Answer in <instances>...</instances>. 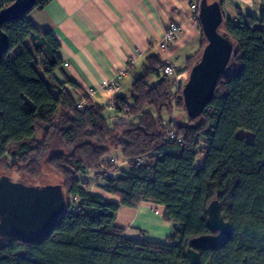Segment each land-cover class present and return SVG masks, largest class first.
Returning a JSON list of instances; mask_svg holds the SVG:
<instances>
[{
	"label": "trees",
	"instance_id": "1",
	"mask_svg": "<svg viewBox=\"0 0 264 264\" xmlns=\"http://www.w3.org/2000/svg\"><path fill=\"white\" fill-rule=\"evenodd\" d=\"M49 1L35 0L29 12ZM257 1L258 18L232 21L222 10L220 31L235 54L198 119L187 116L176 82L186 81L203 35L183 78L163 75L167 64L151 55L130 96L115 97L110 109L76 84L56 81L60 43L38 32L29 12L2 26L8 47L0 57V177L8 172L37 182L44 171L57 175L64 210L41 241L2 239L0 264H187L189 241L216 234L206 213L213 200L230 235L217 250L198 249L201 263L264 264V0ZM12 2L2 0L0 11ZM239 130L253 140L237 137ZM113 152L126 171L110 158ZM89 180L118 201L91 191ZM141 203L163 208V220L173 225L166 241L126 237L116 227L121 207Z\"/></svg>",
	"mask_w": 264,
	"mask_h": 264
},
{
	"label": "crops",
	"instance_id": "2",
	"mask_svg": "<svg viewBox=\"0 0 264 264\" xmlns=\"http://www.w3.org/2000/svg\"><path fill=\"white\" fill-rule=\"evenodd\" d=\"M197 3L198 0H51L41 10L29 12L27 18L38 32L51 33L60 43L62 66L54 73L56 81L67 87V82L74 83L88 96L94 90L90 98L107 106L117 96H130L132 83L142 74L151 55L174 68V79L183 78L187 59L198 52L202 41L200 26L192 19L190 9ZM249 9L260 13L261 7L257 0H224L222 7L224 19L232 21L238 15L247 16ZM170 22L182 30L161 53L156 45ZM122 71L125 74L119 90L101 88ZM115 225L126 237L160 243L173 230L172 223L163 220V208L146 203L135 209L121 207Z\"/></svg>",
	"mask_w": 264,
	"mask_h": 264
},
{
	"label": "water",
	"instance_id": "3",
	"mask_svg": "<svg viewBox=\"0 0 264 264\" xmlns=\"http://www.w3.org/2000/svg\"><path fill=\"white\" fill-rule=\"evenodd\" d=\"M35 0H13L0 11V57L8 47L2 26L27 14ZM197 21L205 46L191 66L181 87L183 108L188 117L198 119L214 97L217 80L230 68L235 46L220 30L223 14L219 2L200 0ZM64 210V193L60 185H33L8 176L0 177V239L35 243L46 238ZM208 227L215 235L189 241L187 264H202L198 249L217 250L229 238L230 225L224 221L218 201L206 209Z\"/></svg>",
	"mask_w": 264,
	"mask_h": 264
},
{
	"label": "rangeland",
	"instance_id": "4",
	"mask_svg": "<svg viewBox=\"0 0 264 264\" xmlns=\"http://www.w3.org/2000/svg\"><path fill=\"white\" fill-rule=\"evenodd\" d=\"M249 11H250L249 14H248L249 16L258 18L259 15H260L259 12H256V11H253V10H250V9H249ZM39 74H40V76L43 79L45 78L41 71L39 72ZM184 83H182V86H183ZM173 103H175L174 100H173ZM106 113L108 115H112V113L109 110H106ZM174 115L175 116H182L183 113L181 111L174 110ZM162 118H163V120L165 122L169 121V116L165 112L162 113ZM183 119H184V116H183ZM124 120H128V119H124ZM236 135L239 138H244L247 142H251L253 140V134L248 132V131L239 130ZM110 158H112L114 163L118 164L119 171H124L125 170V167L123 165V161H122V158H121L119 152H113L112 155L110 156ZM2 175L9 176L13 180H20V181H23V182L26 181L27 183L29 182L30 184H35V185H39V186H42V185H59V183L61 182L60 177H58L57 175H55L53 173H50L48 171H44L42 173L41 178L39 180H37V182L30 181V180L24 178L23 176L16 175L14 173L2 172ZM94 183H95L94 181L89 180V184H90L89 187H90L91 191H97L98 194L99 193L102 194L104 197L110 199L111 201H116V202L118 201V199H116L115 197H112L110 195L106 196V195H104L105 193L103 194L100 191L98 192V190H96L97 188L95 187ZM155 212H158V210H155ZM1 242H2V239H0V243Z\"/></svg>",
	"mask_w": 264,
	"mask_h": 264
},
{
	"label": "built area",
	"instance_id": "5",
	"mask_svg": "<svg viewBox=\"0 0 264 264\" xmlns=\"http://www.w3.org/2000/svg\"><path fill=\"white\" fill-rule=\"evenodd\" d=\"M193 16L192 19L194 21H197V13H198V6L197 5H192L190 7ZM181 26L175 23H168L166 28L163 31L162 37L159 40V42L157 43V48L161 53H165L168 49V46L176 39V37L181 33ZM166 67L163 69L162 74L166 75V76H174L175 74V70L174 68L166 63ZM124 72H120L119 74H117L116 79L112 82V83H104L102 84L101 88L111 91V92H115L117 90H119L121 84H120V80L122 79V77L124 76ZM177 81V80H176ZM182 87V83L177 81L176 82V88L180 89ZM95 94L94 90H91L89 92V97H92ZM84 107V101H80L77 103V109L78 110H82ZM108 108L112 109V104H108L107 105Z\"/></svg>",
	"mask_w": 264,
	"mask_h": 264
}]
</instances>
